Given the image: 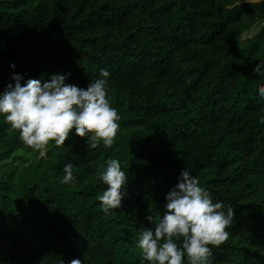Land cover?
Returning <instances> with one entry per match:
<instances>
[{"label": "trees", "instance_id": "trees-1", "mask_svg": "<svg viewBox=\"0 0 264 264\" xmlns=\"http://www.w3.org/2000/svg\"><path fill=\"white\" fill-rule=\"evenodd\" d=\"M0 0V91L15 71L86 87L108 68L110 103L121 119L110 149L74 129L41 154L0 116V264H142L146 217L163 215L165 194L188 168L213 200L234 208L229 238L210 264H264V102L252 71L264 60V5L241 0ZM16 64L15 69L10 64ZM23 84V81H21ZM127 162L120 208L105 214L97 172ZM71 162L75 183L62 184ZM185 264H188L185 257Z\"/></svg>", "mask_w": 264, "mask_h": 264}, {"label": "clouds", "instance_id": "clouds-1", "mask_svg": "<svg viewBox=\"0 0 264 264\" xmlns=\"http://www.w3.org/2000/svg\"><path fill=\"white\" fill-rule=\"evenodd\" d=\"M241 0H236L239 5ZM251 6H262L264 0H244ZM264 29V19L256 24ZM255 26V25H254ZM11 69L16 64H10ZM252 71L264 73V60L257 61ZM70 73H53L46 80L27 78L11 72L10 80L0 91V116L12 129L19 130L24 145L43 154L50 141L64 145L70 132L86 137L92 148L101 143L110 149L116 142L121 116L110 103L108 88L111 73L100 68L95 80L86 87L66 82ZM23 81V84L21 83ZM258 100L264 102V84L258 85ZM264 122V120H262ZM127 162L109 158L98 170L103 184L108 185L99 195L100 209L105 213L120 208L125 197L128 175ZM62 184L77 180L71 162L64 165ZM163 215L146 219L154 228L142 227L137 246L142 264H210L213 247L229 238L234 208L213 200L211 192L188 168L182 169L177 182L165 194ZM61 264H64L61 261ZM68 264H82L79 258Z\"/></svg>", "mask_w": 264, "mask_h": 264}, {"label": "rangeland", "instance_id": "rangeland-1", "mask_svg": "<svg viewBox=\"0 0 264 264\" xmlns=\"http://www.w3.org/2000/svg\"><path fill=\"white\" fill-rule=\"evenodd\" d=\"M257 27L258 25L257 26L255 25L250 30L244 32L242 34V38L246 39V38L253 36L256 32H258ZM2 156H3V160L6 163V165L0 168V192H5L6 186H5V182L3 181L2 177L5 176V174L10 173L12 171H15L14 174L16 176L21 174L23 172L24 164L21 163L20 161H16L14 164H8L9 162V152L8 151L3 152Z\"/></svg>", "mask_w": 264, "mask_h": 264}]
</instances>
